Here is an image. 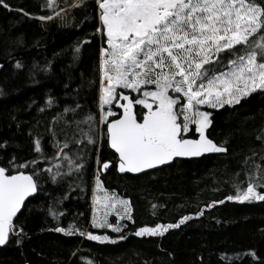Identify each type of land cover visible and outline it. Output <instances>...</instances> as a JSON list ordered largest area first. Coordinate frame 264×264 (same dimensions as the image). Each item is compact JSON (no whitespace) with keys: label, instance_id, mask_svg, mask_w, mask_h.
I'll use <instances>...</instances> for the list:
<instances>
[{"label":"snow or ice","instance_id":"snow-or-ice-1","mask_svg":"<svg viewBox=\"0 0 264 264\" xmlns=\"http://www.w3.org/2000/svg\"><path fill=\"white\" fill-rule=\"evenodd\" d=\"M87 3L72 0L61 7L59 0H42L46 14L33 15L0 0L4 9L38 20L42 27L54 19L66 18L76 8L84 9L82 23L89 18ZM93 10L99 26L91 35L98 36L103 46L98 50V81L89 80L87 84L89 88L98 86L97 110L93 113L80 104V88L74 90V103L62 109L58 99L49 94L43 106L37 108L38 113H48V117L37 119L27 132L29 159L18 160L15 152H9L13 148L23 150L20 144L0 141V156L9 157L0 164V247L9 243L21 246L30 238L21 219L29 210V198L37 197L46 182L56 186L67 182L68 193L52 197L49 206L42 209L56 223L41 231L80 236L101 244L116 243L107 234L88 231L79 221L84 213H77L66 227L61 226V218L67 215L61 205L72 191L85 190L84 173L89 160L94 159L96 165L90 226L121 233L128 225L110 223L109 216L115 214L134 224V208L130 200L103 188L100 177L113 164L100 159L102 148L114 151L115 168L120 173L149 175L148 170L171 165L177 158L226 154L228 141L217 144L206 134L213 123V113L206 109L233 108L254 93L264 95V0H95ZM91 43V39H83L72 46L68 69L79 62L82 49ZM12 44L23 46L24 40L17 37ZM7 55L15 61L12 66L17 74L25 71L27 66L11 51ZM4 68L0 63V69ZM52 72V61L27 67L32 83H39L35 78L39 73ZM71 78L68 73L69 81ZM7 94L0 85V97ZM16 127L20 128V122ZM46 136L51 153L47 151ZM256 140L260 151L253 150L244 159V179H240L239 172L234 173L233 194L211 201L207 208L223 205L225 200L240 204L264 202V128ZM196 215L203 216L204 210ZM190 219L184 215L178 222L141 226L131 234L163 237ZM118 239L126 240L127 235ZM248 255L256 258L254 251ZM222 259L232 264L231 258Z\"/></svg>","mask_w":264,"mask_h":264},{"label":"trees","instance_id":"trees-1","mask_svg":"<svg viewBox=\"0 0 264 264\" xmlns=\"http://www.w3.org/2000/svg\"><path fill=\"white\" fill-rule=\"evenodd\" d=\"M6 2L14 9L23 8L33 15H43L47 11L41 8L42 0ZM94 6L95 1L87 3L89 18L82 23L84 9L76 8L71 13L74 21L72 27L62 29L50 25L45 31L40 28L38 20L16 11L9 12L0 6V63L5 65L4 69H0V85L8 93L0 97V141H14L22 146L23 150L9 149V152L17 154L18 160L30 158L27 132L37 119L48 117V113L37 112L47 95H54L62 109L74 103V90L80 88L77 97L80 104L93 113L97 110L98 86L89 88L87 84L89 80L98 81V50L103 46L98 36L91 35L99 26ZM77 24L80 27H76ZM17 37L23 38V46L12 44ZM83 39H91L92 43L84 46L79 62L68 69L67 66L72 63L71 48ZM9 51L27 67L33 63L43 66L47 61H52V74L39 73L35 77L39 83H32L27 76V67L17 74L12 66L15 61L7 55ZM68 73L72 77L70 81ZM82 83L84 87H81ZM65 84L69 87L65 88ZM208 111L213 113V123L206 134L217 144L227 140L226 154L204 156L197 160H177L167 167L151 171L150 175L131 176L118 174L116 156L112 150L107 147L100 150V159L111 160L113 164L100 177L103 188L130 200L134 208L135 223H126L128 227L121 233L89 226L96 171L94 159L89 160L84 173L85 190L72 191L61 205L67 212L61 218V226L66 227L77 213H84L79 221L88 231L97 235L107 234L116 239V243L101 244L80 236L41 231L56 223L42 209L49 206L52 197H63L68 193L67 182L60 186L46 182L43 191L30 199L29 210L21 219L30 238L25 239L21 246L9 243L0 248V264H89V261L91 264H227L222 259L224 256L231 258L232 264H264V202L240 204L225 200L223 205L206 207L213 200L233 194V174L239 172L243 180L241 169L244 159L252 155L253 150L260 151L256 136L264 128V95L254 93L233 108L225 106L220 110ZM13 117L16 119L13 120ZM17 122H20L19 129ZM45 144L48 145L47 136ZM47 151H53L50 145ZM8 158V155L0 156V164ZM152 204L158 207L153 209ZM201 209L204 215L197 216ZM184 215L192 219L163 237L142 238L131 234L141 226L178 222ZM120 235H127V239L119 240ZM253 251L256 258L248 255ZM238 256L239 259H236Z\"/></svg>","mask_w":264,"mask_h":264},{"label":"rangeland","instance_id":"rangeland-1","mask_svg":"<svg viewBox=\"0 0 264 264\" xmlns=\"http://www.w3.org/2000/svg\"><path fill=\"white\" fill-rule=\"evenodd\" d=\"M91 1H95V0H88V2H91ZM66 4H68L67 2H64V1H60V6L61 7H65L66 6ZM72 10L73 9H71L70 10V13H69V15L66 17V18H64V19H59V18H57V19H54L53 21H51V22H48V23H46L43 27L41 26V23H40V28H42L44 31L47 29V27H49L50 25H57L58 26V28L60 27V28H69V27H72V25H73V15H71V13H72ZM206 110H210V109H206ZM95 186V185H94ZM94 188V187H93ZM105 189V188H104ZM109 193H113V192H110V191H108ZM115 193V192H114ZM97 195H103V193L102 192H97ZM118 195V194H117ZM119 196V195H118ZM92 197H93V194H92ZM91 201V203H92V199L90 200ZM91 216H92V213H91ZM109 222L110 223H113V224H118V225H123V224H126V223H128V222H130V221H128L127 219H125V220H120L115 214H112V215H110L109 216ZM90 222H91V219H90ZM90 226V225H89ZM97 230H105V229H97ZM106 230H109V231H111V229H106Z\"/></svg>","mask_w":264,"mask_h":264},{"label":"water","instance_id":"water-1","mask_svg":"<svg viewBox=\"0 0 264 264\" xmlns=\"http://www.w3.org/2000/svg\"><path fill=\"white\" fill-rule=\"evenodd\" d=\"M111 150V149H110ZM113 151V150H112ZM114 152V151H113ZM215 153H206V154H204V156H210V155H214ZM204 156H202V157H204ZM201 157H193V158H177V160H197V159H200ZM174 162V161H173ZM172 162V163H173ZM167 166H169V165H164V166H159L158 168H156V169H152V170H148V172H151V171H155V170H158V169H161V168H163V167H167ZM118 171V170H117ZM118 174L119 175H131V176H139V175H143V174H132V173H120L119 171H118ZM29 199H31V198H29ZM27 202V201H26ZM4 247V246H3ZM0 248H2V247H0Z\"/></svg>","mask_w":264,"mask_h":264}]
</instances>
